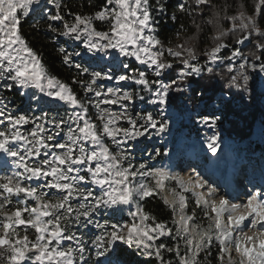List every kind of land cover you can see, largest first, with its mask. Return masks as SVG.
Instances as JSON below:
<instances>
[{
    "label": "snow or ice",
    "instance_id": "obj_1",
    "mask_svg": "<svg viewBox=\"0 0 264 264\" xmlns=\"http://www.w3.org/2000/svg\"><path fill=\"white\" fill-rule=\"evenodd\" d=\"M75 6L0 0V264H112L117 242L146 264H264V188L237 204L198 175L184 179L132 155L141 138L169 131L174 93L203 96L195 79L223 78L215 73L223 66L228 82L246 89L249 72L264 75V0L251 11L236 3L234 13L227 0H180L176 10L195 32L178 44L159 35L169 0ZM33 16L38 33L64 39L56 51L70 81L23 36ZM205 24L213 30L201 50ZM187 32L180 24L174 35ZM85 54L87 66L75 59ZM14 90L36 107L19 111ZM219 119L198 122L214 130ZM206 143L215 155L219 133ZM152 198L170 209V221L146 209Z\"/></svg>",
    "mask_w": 264,
    "mask_h": 264
},
{
    "label": "rangeland",
    "instance_id": "obj_2",
    "mask_svg": "<svg viewBox=\"0 0 264 264\" xmlns=\"http://www.w3.org/2000/svg\"><path fill=\"white\" fill-rule=\"evenodd\" d=\"M207 46L209 45H198L201 50H203ZM78 58L83 60L86 65H88L89 60L87 54ZM201 62H203V58H201ZM102 63L103 62H101V64ZM132 63L134 66H137L135 65L134 61ZM215 73H221L223 76V78H221V76H218L216 74L210 75H215L218 77L217 83H221L222 88H220V90L217 91L211 99L207 100L209 98L210 92L207 93L208 95L203 94V96H200L199 94L193 96L191 92L188 91H185L183 94L174 93L173 99L174 96L177 97L176 106L179 108V110H174L172 105H170L167 109L166 117L169 119V131L161 134L160 136L141 138V141L139 143H135L132 154L136 152H143L144 158L146 159L144 163L155 165L156 167L160 168H165L174 173H179L184 179H187L189 176L196 177L198 175L202 179L210 183L213 187H216L219 193L224 194L226 198L231 199L233 203L239 204L244 199L246 193H248L249 191H256L261 188L255 186L248 187L247 184H242L243 186L239 189V183L237 182V178L239 177L234 178L233 170L235 168H232V166H235L237 160L239 161L238 158L241 157L245 159L246 155H249L248 153L250 152L251 147H258L262 149L261 153L264 155V147H261L262 145H264V126L258 124L254 128L251 138H248L247 140L245 139V141L242 142H233L230 141L227 137L219 139L220 148L217 150L216 154L213 155L207 147L206 137L208 135H211L213 131L220 134L221 129L219 127V123L222 121V119H219L217 121V125L214 130L205 127L198 121L200 120L201 116H219L221 118L220 115L224 110V107H222L224 103H238L237 100L234 101L233 97L230 98L228 95L223 93V91H230L231 93L233 92L235 95L243 98L245 102L251 100L253 104L255 102H258L260 106L264 107V75L249 72L251 78L249 79L247 87L245 89L243 81L239 82V88L232 86L228 82L229 74L226 72L223 66L217 67L215 69ZM172 75H175V73H173ZM207 75L209 74L205 73L201 78L195 79V81L198 80L199 82L203 83V78ZM213 83H216V81H213ZM205 99L207 100L206 104H204L206 102ZM142 107L149 106L142 105ZM184 123L191 125L190 129H192L193 135L198 137L197 140H188L185 142H181L180 140H178L181 135V130L183 129L181 125H183ZM172 134H176V139L183 145L182 147H180V150L177 151H180L182 153L181 156L171 157L168 153L167 158L163 161L158 160L156 162H147L150 157H153V159L156 158V152L158 151L157 147L160 146V143H163L162 145L164 147V150H167V146L169 145V137ZM184 143H186V145ZM175 149H178V146H176ZM254 164L255 165L253 167V170H255L254 168L256 166L255 161ZM259 164L264 174V161H261V163ZM237 169L243 170V168ZM2 171L3 169L2 167H0V172ZM217 177L220 178V185H217V183L214 182L218 180ZM235 187H238V189L236 188V190H238V194L229 196V194H233V190ZM190 207H192V205H190ZM0 231H2V229H0ZM112 264L118 263L112 261Z\"/></svg>",
    "mask_w": 264,
    "mask_h": 264
},
{
    "label": "trees",
    "instance_id": "obj_3",
    "mask_svg": "<svg viewBox=\"0 0 264 264\" xmlns=\"http://www.w3.org/2000/svg\"><path fill=\"white\" fill-rule=\"evenodd\" d=\"M67 2L73 4V11L77 10L76 6L80 3V0H67ZM97 4L101 3L102 0H95ZM180 2V0H169V11H168V17L169 18H162L160 20V31L159 35L161 39H163L166 43L169 39L172 40L173 44L181 43L185 36L192 35L195 32V28L192 27V19L189 18L186 14L180 13L176 10V5ZM228 3L232 4L233 7L230 9V13H234L235 10V4L243 2L248 6V10L251 11L252 4L254 0H227ZM214 3L216 4H224L225 0H214ZM86 11H89L90 9L85 8ZM175 12L177 16V20L173 22L170 17ZM209 14L205 15V20L208 18ZM38 19V16H33L27 20H25L22 23L21 31L23 36L29 41V43L32 45V47L38 51L42 57L44 63L48 66L49 70L59 76L61 79H64L66 81H70L71 79V70H69L66 66H64L61 62V59L56 51V48L60 46L61 44H64L63 38H58V43L54 44L51 42V34L46 33L43 30H41L39 33L32 27V24ZM197 23H201L200 19L197 18ZM225 25H227V21L223 22ZM261 23L264 24V20H261ZM180 24H184L185 27L188 28L187 33H181L180 37L177 38L174 33L177 29H179ZM204 31L200 34V40L198 42V45H209L208 37L212 33V26L211 25H204ZM67 47V45H65ZM70 50V48H69ZM247 51V49L245 50ZM77 62L84 63L85 66L86 63L81 60L80 58H75ZM221 74V73H220ZM221 76V75H218ZM217 76L215 75H207L203 78V83L197 81H194L193 88L196 89H203L204 93L208 95L209 99H211L214 94L222 88L221 83H217ZM213 81H216V83H213ZM226 95H228L230 98H234L233 100H237V104H231L230 102L224 103L222 107H224V110L222 111V114L220 115L222 121L219 123V127L221 129V132L219 134V139H222L223 137H227L230 141H238L242 142L247 140L248 138H251L252 132L254 131V128L261 124L264 126V107L260 106L258 102H255L254 104L251 102V100L245 102L243 98H241L238 95H235L233 92L230 91H223ZM197 94L202 96L200 92L198 91ZM10 97L13 99V103L18 107L19 111L21 112H27L30 108V105L33 107H36L28 99V97L21 96L19 94V90H14L13 93L9 94ZM207 100L205 99V103H207ZM230 100V101H233ZM177 104V97L174 96L172 106L174 110H179V108L176 106ZM220 113V112H217ZM183 128L181 130V135L178 140L182 141H188V140H197L198 137L193 135L192 129H190L191 125L184 123L181 125ZM198 132V131H197ZM176 134H172L169 137V145L167 146V150H164L163 143H160V146L158 148V152L160 153L159 156L156 155V158L153 159V157H150L149 161H158V160H165L167 158V155L165 153H169L170 156H181V152H177L180 150V147H182V143H179V141L175 137ZM197 142V141H195ZM186 145V143H184ZM178 146V149H175V147ZM135 158L136 162H144L146 159L144 158V153H134L132 154ZM145 207L147 210L151 211L158 219L164 220V221H170L171 219V212L170 209L166 208L162 201H160L158 198H152L149 201L146 202ZM191 209V207H190ZM189 209V210H190ZM111 260L118 263V264H146L145 259L143 257L137 256L135 254L134 249L127 248L126 245H122L117 243L116 250L112 254Z\"/></svg>",
    "mask_w": 264,
    "mask_h": 264
},
{
    "label": "bare ground",
    "instance_id": "obj_4",
    "mask_svg": "<svg viewBox=\"0 0 264 264\" xmlns=\"http://www.w3.org/2000/svg\"><path fill=\"white\" fill-rule=\"evenodd\" d=\"M262 146L264 147V145H262ZM248 154L249 155L248 156L246 155L245 159L240 157V158H238L239 161L238 160L236 161L239 164V166L235 167V169L233 170L234 171V178L240 177L243 180H248V181H251V180L254 181L255 178H260L263 180L264 174L262 172V169L260 168L259 163H261V161H264V155L261 152H253L252 150H250V152ZM254 161L256 162V166L254 168L255 170H253V167L255 165ZM237 168H243V170H240ZM253 171H258V172H253ZM254 185H256V184H254ZM236 188L238 189V187H235L233 190V194H229V196L238 194V190H236ZM239 189H240V184H239Z\"/></svg>",
    "mask_w": 264,
    "mask_h": 264
}]
</instances>
